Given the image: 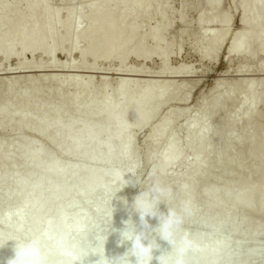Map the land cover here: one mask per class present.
<instances>
[{"label": "bare ground", "instance_id": "6f19581e", "mask_svg": "<svg viewBox=\"0 0 264 264\" xmlns=\"http://www.w3.org/2000/svg\"><path fill=\"white\" fill-rule=\"evenodd\" d=\"M5 1L7 0H0V14L3 13V11H7L8 13H16L18 10H20L24 6H28V8H30V12H29L28 19L18 20L15 23V26L9 29L5 35L6 39H11L15 37L21 38L20 55L27 57V58L23 59L22 62L19 61L17 64L13 66V68L7 67L5 69L4 68L1 69V71H5L7 72L6 74H8V76L12 75L13 77L14 75H17V74L21 75V74H31L32 73L34 75L33 76L27 75L28 77L25 76V78H23L24 81L20 79L22 75L20 76V78H18L19 77L18 75H17L18 77L16 76L14 77V78H17L18 80L17 79L14 80L13 78H12L13 80H10V81L6 80L8 89L5 90L4 94L2 93V96H0L1 97L0 98L1 100L0 101V125L4 119H7L11 116H17L19 122L26 127L27 132L30 130H33L36 126L40 124L39 123L40 121L30 119L28 116L23 115L22 112L29 110L33 114L37 113V108L35 106V103H36V95L38 92V86L40 85V83L44 79H46L48 83L50 84H57L59 86H64V87L73 85L75 87L76 93L83 92V91L90 93V91H92V89L95 88L94 87L95 84L93 85L92 79L90 80L91 76H84V74H98L96 73L97 72L96 70L98 69L100 70V67L96 68L97 64L102 65V67L103 65L106 67L105 69L104 68L103 69L107 73L99 72L100 74L105 75V76L112 75V76H115L116 78L114 79L115 82H113L115 84V88L112 91L110 90L109 94L106 92V95H105L104 93L102 102L100 103L99 107L97 108L95 112L88 113L90 106L86 102L82 100H77V99L75 100V103L72 105L71 110L68 112L66 108V104L69 98H71V96H68V98H65L61 101H59L56 98H52L42 109V115L52 113L58 118L57 121L54 122L53 124L46 125L45 128L47 130L57 131L63 128L67 124H70L71 128H75V127L80 128L82 132V137L77 142L78 149H80L82 146H87L90 149L95 148L96 146H99L111 140L112 138H118V136L123 131H126V130H134L138 132L141 129H144L142 126L138 124L134 125L130 121H128L124 116H121L118 120L116 131L111 129L107 124L105 125L104 130L98 131L97 130L98 123L100 121H104L105 123V120H108V118L112 116V114H114L118 110L125 112V109L134 107L136 110L135 111L136 115L134 116H138L147 106L151 98L154 103L153 107L148 112V115L151 117L155 115L157 109L164 102H166L168 98L172 97L173 94L171 95V92L172 93L174 92L175 94L174 97L176 98L175 100L178 101V103H183L188 100L189 95L187 94L188 90L187 92L185 91L186 89L184 90L186 92L184 94H187V95H182L180 96L181 98L179 99L177 98L179 94L175 93V89H176L175 87H177L178 89V90L176 89V91H179L180 85H181L180 83L179 85L174 83L176 85V86L175 85L172 86L174 91L168 89L170 88L169 87L170 82L168 81L169 78H175L176 76H179V75L181 76L183 73L184 74L189 73V70L193 68L192 67L190 68L189 66H186L184 64H179V66H175V67L167 66L168 59L174 53L171 52L173 49L172 44L169 45V42L168 44L165 43L164 42L165 39H163V36L167 35L170 28L172 27V24H170L167 20L164 21L165 20L164 14H166L165 12L167 11L166 9L167 6L165 5L163 0H161L163 1V3L161 2L162 4L157 3L155 7H153L152 4H155L156 2L147 4L145 7H142V8L138 7L136 3L141 2V1L147 2V0H127V1L126 0H98L96 6L86 8L83 12L79 13L77 16H72L69 13H66L63 16V22L58 27H55V28H49L54 24L56 20L55 14L53 13H49L46 15L34 14L36 3L43 2L44 4H47L46 2H48V0L47 1L46 0H24L23 2H21V4L17 8H7L3 6V3ZM158 1L160 2V0ZM73 2H76V1H73ZM221 2L222 0H205V7L203 9V12L201 11L202 14L201 13L200 15L198 14L199 17L196 19L197 27L201 29L202 28L206 29L205 25L209 23L217 22L216 12L219 11L221 8ZM236 2L239 3V5L237 3L238 8L237 7L236 8L240 10V18L238 22L240 27L238 28V30H236L235 32L231 34L229 33L228 25L232 17L230 18L226 17V19L223 20L224 22L222 21L223 24L221 25H224L222 29L220 30L218 29L217 31L215 30V31H210V32H208V30H205V31L202 30L201 36L205 37L207 35L209 36V40L205 43H202L203 45L202 44L197 45L198 43L194 44L193 43L195 41L194 40L192 42L194 46H191L192 48L191 50H193V52L195 53V56L197 55L199 62H207V61L211 62V59H212L211 57H218V54L221 51L222 46L225 43L224 52H225V59L227 60V63L228 61H231L234 59L243 61L244 59L251 58V60L253 61L256 58H259L261 59V62H259L260 64L256 63V65L253 66L252 69L255 70L254 72L263 73L264 72V19L259 20V18L264 11V0H232V2L230 3L236 4ZM109 6H112L115 9L124 8L127 11V15H125L124 17H121L117 14H114L112 16L106 17L107 9ZM184 8L182 10L185 11ZM227 12L229 13V11L225 10L224 15L225 13L227 15L228 14ZM8 13H5L7 19H9V17H7ZM82 14H85V16L91 19L86 26L81 25L80 16ZM96 14H99L101 18L94 19V16ZM154 15H157V17L160 15L163 21H160L161 19L158 17L159 23L156 24L153 28H151V30L149 31L148 37L143 41H139L135 49H132L131 53L126 52V49L128 50V48L130 47L132 43L135 33L137 32L139 28L142 27L141 22L142 21L149 22L151 19H153ZM36 16H37V19L35 18ZM177 21H179V19ZM33 22H34V25H30V23H33ZM67 25H71V29L67 34L65 33L64 36L61 37L60 34L62 33V31ZM4 26L5 24L0 21V31H2ZM30 26H32L31 30L26 32L27 27H30ZM123 26H128L130 33L126 38L120 39L118 37V32L121 30ZM201 39L202 38L200 37V40ZM178 40L180 42L179 38ZM200 40L199 42H201ZM24 41H28L30 44H33V46H25ZM103 43L109 44L108 48L105 50H102ZM35 44L43 45L46 48L44 50L37 51V49L34 46ZM91 44H93L92 47H91ZM50 45H52L54 48H50ZM195 46H197V48H194ZM147 48L148 49L158 48L159 52L156 56L146 57L142 54L141 51ZM182 48L183 47L178 44V47L176 48L175 52L181 54L180 51L183 50ZM59 49H63L65 52L64 61H62L61 63L57 62V51ZM11 51H12V48L9 45H6L0 49V68L2 64H4V62H7L9 55H11ZM74 52H76L77 58L76 60H71L70 56H72ZM35 53L39 55L40 57H45V59L47 58L49 63L48 64L42 63L40 62L41 59H39L38 62L37 63L35 62L33 66H29L27 64L29 61L28 59L33 57ZM117 53H121L122 56L117 57L116 55ZM87 56H91L90 65L83 64ZM130 56H135L138 60H140L139 63H143L147 60L152 62V60L155 59L156 61L161 63L160 69H158L159 71H157L158 73L151 72L152 70L146 71L147 69L143 68L142 66H137V67L129 66L128 64H126V62ZM113 59L114 60L116 59L117 62L116 63L112 62ZM111 65L115 67L113 68L111 67ZM239 70L241 72V70H244V69L240 67L238 71ZM44 73L45 74L51 73V74L45 75ZM154 74L156 76L158 75L159 76L158 79L161 78V80H158L156 82L151 81L150 79L152 77L153 78L156 77V76H152ZM12 76H10L9 79H11ZM134 78H137V79H134ZM98 79H99V76H98ZM262 79L260 81H257L256 82L257 84H254L255 82L253 80L252 82L253 86L249 92L245 89V87L250 86L251 82L249 83L248 80L246 81V83L245 81H242L243 84H245V87L243 86L242 90L244 89L245 90L243 92L242 91L239 92L238 97L235 100V102L231 101L232 99H230L229 97L227 98V97L221 96L220 90L222 87L221 84L223 82H221V84H218L217 82L218 84V85L216 84L217 87L214 86L216 87L215 92L213 91L214 92L213 96L211 95V99L216 98V99H219V102H220L219 105L215 108L214 110L215 112L211 115L205 114V111H206L205 109L209 107V104L211 105V100H209V102L201 100L198 106H196V108L198 109V110L196 109L198 114L195 112L197 116L191 115L195 117L193 118L194 120L191 117V120H188V122L184 126L182 125L180 127L181 131L182 129H184L183 131L185 132V135L191 136L195 128L199 126L198 124L202 122L201 127L198 130L199 132H197L196 135L191 137L194 140V144L188 145L185 148L186 152L188 151L191 152L193 150V152L195 153L197 147L199 146L202 147V149L199 152H197V155H196V158L198 160V166L194 170H191L192 172L190 171L189 174H188V171L187 173L185 172L186 173L185 175L183 174L184 176L181 179L182 184L180 188V193L178 195L179 197L177 198L179 203L185 202L190 207V206H195L196 203L203 201L204 199L205 200L212 199L211 201H216V198H217V200L220 199L219 201L220 203L215 202L216 203L215 210L220 211V209L223 207L227 208L226 213L223 214L220 218L214 217V219L211 221L210 224L207 223L204 225L203 223L202 225L206 227V229H204L203 227V232L196 231L197 233H200L208 242L211 243V248L209 249L208 252H206L201 257L199 255L194 257L192 264H230L231 257L229 256V254H228L229 257L226 256L227 258H221V259L217 258V255L220 251L223 250V252H227L230 246L225 241L219 240L217 236L227 231L226 224H227L228 219L233 214L232 211H234V209L242 208L243 210L250 209L252 211L251 215L249 214L248 216L243 218L242 221L250 220L251 217L255 216L259 219V223L264 222V190L262 191V189L264 188V158H262L259 161V164H260L259 169L252 170L249 172H247V169L244 165H241L238 168H235L233 170H230L227 168L226 171H228L230 174L234 172L233 173V175L235 174L234 176H237V177L243 176V178L239 177L236 185H232L233 183L229 184L227 182L215 181V183L212 186H209L212 188L210 189L207 188V190H203L201 193L199 192L200 193L199 197H196L194 195L192 197H188L183 194L184 190L187 191L188 189H190V187L195 186L194 183H197L196 181L202 180L203 178L206 179L211 175V172H208L204 175L202 169L207 159L212 153L211 146L213 144L224 146L225 152L222 153L218 159L220 166H224L225 154H227L226 148H229L228 147L229 140L231 138L235 140L240 139L239 135H238L239 137L236 136L238 133L234 135L233 134L234 132L230 131L231 126L235 122H244V125H245V129L243 126L244 130H247V128L251 129V132L253 133L252 135L254 136V142H253L254 149L258 148L257 150H259L260 147L262 148L264 147L263 145L264 144V130H260V128L257 126L259 115L257 113H254L249 118L245 119L243 117L244 109L246 107L245 100L248 99L249 101L246 100V102H248L249 104H253V103L256 104V101L258 100L257 96H259L257 95L259 94L258 91H260L259 89L261 88L263 90V87H264V81H263L264 79L263 80ZM19 80L24 87L29 89L30 92H28L27 95L23 96L22 98L17 99L16 104H15V109L14 111L11 112L10 110L8 111L7 109H5V107L7 106V102L9 99L10 88L12 86H15V83H16L15 81H19ZM2 81L5 82V79L1 80L0 86H1V83H3ZM18 83L19 82H17V84ZM183 84L181 86L184 87L186 83L185 85ZM234 84H236V82L231 85H234ZM131 85L132 87L134 85V87L132 88L134 90L132 91L131 89L130 95L128 96L127 94L129 91L127 92V90L129 86L131 87ZM99 86L101 87L102 91L103 90L107 91V89L110 88V87L108 88L109 84L107 83V77L103 76L100 78ZM233 87H235V85ZM167 91H170L169 92L170 94ZM245 95L247 96V98ZM228 104L230 105L235 104V105H234L233 110L227 116L225 122L220 127L222 136L221 137L214 136V132H216L215 129L217 127L214 129L215 127L214 124L212 125L214 127H212L207 122L211 121L212 118L215 117V115L218 112H220L221 107H223L224 105H228ZM262 105L264 106V101ZM104 112H106L105 115H103ZM171 114L173 115L174 113H171ZM175 116L173 115V117ZM242 117L245 120L242 119ZM203 122L207 123L209 126H207L206 124L204 125ZM169 124L170 122L167 119H163L160 121L158 126H156L153 129V131L151 130L153 136L148 141H146L147 144L145 143L147 145V150H145L146 152L144 154L146 157V160H148L150 155H152L153 152H155V150L158 148V142L159 140H161L160 136L163 135V133L167 134L168 128L172 129V131L174 130L172 126ZM0 130H1V126H0ZM173 132L176 133L178 131H173ZM173 132L170 131L169 135L171 133H172L171 135H173ZM1 139L2 138H0V146L4 144V147L2 146V148H5V149H2L0 152V178H3V175H2L3 172L1 173V171H3V169H5L6 167L10 166L9 154L14 148L23 144L25 139L24 138H17V139L11 138V139H7L6 141L4 140V142H2ZM165 142L166 144H170L171 142L170 137H168ZM132 143H133L132 135L125 136L123 138V148L117 153L116 157L114 158L115 160L114 162H116L120 166L129 165L131 168L130 170L136 168L137 165L139 164L137 158H135L131 153L128 152V150L132 148ZM69 144H70V141L68 140L61 142V143H57L55 140L46 139L45 141V145H47L48 147L50 145L54 149L55 152H61V150L65 148L66 146H68ZM182 151H181V154H178V153L172 154L171 152H168V151H163L160 153L159 161L157 165L158 172H159L157 179L161 180L162 182L164 181L166 182L167 181L166 169L168 168V166L170 165L172 166L176 164L177 162L180 163V161L181 162L183 161L185 163V160L187 158L185 154L186 152L184 151L183 153ZM44 153H45V148L34 147L32 150H29L25 153H21L19 155L17 154L18 155L17 160H18L19 166H22L25 163L38 162L43 157ZM74 154H77V153H74ZM250 158H251V154H248L247 159H250ZM58 168L59 166L56 160H52L47 164V170L45 173L39 176H35V175L20 176L12 180V184L14 185L13 190H11L10 188L8 189V187H5V186H4L5 188L0 186L1 188L0 190L4 189V194L0 193L2 195L0 196V211L4 210L1 208H3L6 205V203H8L11 199L14 198L16 202L19 198V193L17 192V190L21 188L23 185H28L30 192L33 193L32 195L34 196V193H35L36 196H34L35 197L34 199H31L29 201L28 207L24 209L25 210L24 217L27 216L29 206L35 204L36 202L44 198L43 192H40V189H39L40 185L42 184L46 185V188L49 191H55L58 188L60 184L59 181L53 180L50 183H48L50 174L58 170ZM62 171L66 174L68 169L63 168ZM118 177L119 176L117 174L111 178H106L103 175H97L93 177L89 182L80 185V187L76 191L78 193V197L75 200V204L73 206L65 203L59 209V211L56 213L54 217L49 218L46 221V225L43 230L37 231V228L34 225H32L31 228L25 229L27 231H25L24 235L25 236L31 235V234L39 233V232L46 230L48 228V221L50 219H55L56 222L58 221L63 222L65 213L70 208L73 207L75 208V211H76L74 213V216H72L67 221H65L63 226L59 228L65 231L66 228L70 227L71 233L70 232L69 233L72 235V237H74L76 240H78L81 243L85 251H88L90 249L94 253L92 254L90 252L89 255L84 258L83 264H96V262L99 260L100 257L96 255L95 253H99L100 255H103V251H104V256L105 258H107L108 257L107 255H109L107 252L111 250V247L115 244V242H118L120 244L119 242L120 236L116 230L121 222V217H120L121 212L125 211V209H127L129 205V202L134 200L133 190H134L135 184H134V180L130 172L125 177V181H128V183L126 184H124V181H122ZM173 180L174 182H176L175 178H173ZM170 183H169V186L171 185ZM103 187L110 189L109 194L106 196L107 198H105L103 202L94 203L84 197V193L86 191H92L94 193H97L99 191H102ZM128 198H129V202L127 201ZM109 202H113L114 205H116L115 208L112 209L113 210L112 217H111V211H110L106 217V223L105 224L102 223L101 225L99 224L98 227L95 226V229L92 230L93 237L92 235L91 237L89 236L91 238V239L89 238L90 240L94 238L93 244L91 246L92 248H87V246H85V242H86L85 237H87V235H85L84 233L88 232V230L90 231L91 228L89 226L90 229H87L88 227L86 224L87 222L86 223L83 222L85 218L87 217V215L85 214L87 212H85L86 210L84 209V207L85 208L87 206L93 207V208H96L95 210L100 211L102 208L106 206L105 204ZM169 204L171 205L170 201H169ZM160 208L164 210L163 213L165 211L167 212V206L164 203L160 204L159 210L161 211ZM205 210L206 211L211 210L210 204H206ZM4 211H7V209L5 208ZM1 212L2 213H0V221L1 220L6 221L8 217L7 213H3V211ZM129 218H131L132 222H134L135 220H138L136 221L137 224L136 222L135 224L139 230L140 224H139L138 215L134 211H132L130 215L128 216V219ZM16 219L19 220L21 219V217H16ZM149 219L150 218H148V223L152 227H155L158 223L157 220L154 218L153 219L151 218L150 220ZM103 220L105 221V219ZM240 225L241 224H237L234 226V228L229 229L227 231V234H229V236L230 235L234 236L235 234H237L240 228ZM212 227H215V228H212ZM104 230L105 231L107 230L108 234L106 235L107 236L106 239L103 241L102 240L103 238H101V235L103 236L102 233L104 232ZM257 235H258L257 230H252L251 232H249L248 234L249 238L245 240V242L240 243V245L237 247L238 250L241 247L246 248V245L251 242L255 243V241H257V238L255 237H257ZM157 243L160 245V249L158 251L153 252L154 258L151 264H157V260L155 259V257L159 256L161 252L169 250V246L165 242L157 240ZM8 244L9 242L3 248H0V264H6V261L2 262L1 260L4 259L3 255L5 253V248ZM88 247H89V244H88ZM129 248H130V243L120 244L119 249L113 253L112 259L115 260V259H118L119 257H122L128 251ZM259 251H261V249ZM262 251H264L263 248H262ZM131 264H135V259L133 257H131ZM237 264H248L247 256L244 255L242 257H238Z\"/></svg>", "mask_w": 264, "mask_h": 264}, {"label": "rangeland", "instance_id": "374dc122", "mask_svg": "<svg viewBox=\"0 0 264 264\" xmlns=\"http://www.w3.org/2000/svg\"><path fill=\"white\" fill-rule=\"evenodd\" d=\"M23 1L24 0H7L3 3V6L7 8H17ZM73 1H76V2H73ZM73 1L72 0H48L49 3L46 2L47 4H44L43 2H38L35 5L34 14H40V15H46L49 13L55 14L56 20L54 24L51 27H49V28H55V27H58L63 22V16L66 13H69L72 16H77L79 13L83 12L86 8L96 6L98 0H73ZM163 1L165 5L167 6L166 8L167 11L165 12L166 14H164V17H165L164 21L167 20L170 24H172V27L170 28L167 35L163 36V39H165L164 40L165 43L168 44L169 42V45L172 44L173 49L171 52L174 53L168 59L167 66L175 67V66H179V64H184L186 66H189L190 68L191 67L193 68L189 70L190 74L183 73L184 76L182 74L181 76L179 75V76H176L175 78H169L168 79V81L170 82L169 87L172 88V86L175 85L174 83H176L177 85H179V83L182 85L184 82L186 83V85L188 84L186 86L184 83L183 84L185 85L184 87L180 85V90H179L180 93L179 91H176L177 87H175L176 89L174 88L175 93L179 94V96L177 95L178 99L181 98L180 96L188 94L189 95L188 100L183 103H178V101L175 100L176 98L174 97L175 96L174 92L173 93L171 92V95L173 94L172 97L168 98V100L164 102L157 109L155 115L151 117L148 115L149 110L154 105L151 98L147 106L138 116H134L136 115L135 114L136 110L134 107L125 109V112L118 110L114 114H112V116H110L108 120H105V123L104 121H100L97 125V130L98 131L104 130L105 125L107 124L111 129L116 131L117 123L121 116H124L128 121H130L134 125L138 124L142 126L144 129H141L138 132L134 130H126V131H123L118 136V138H112L111 140L99 146H96L95 148L90 149L87 146H82L80 149H78L77 142L82 137V132L80 128L78 127L71 128V125L67 124L63 128L57 131L47 130L45 128L46 125L53 124L54 122L57 121L58 118L52 113L42 115L43 107L52 98H56L59 101H61L65 98H68V96H71V98H69L66 104V108L68 112L71 110L72 105L75 103V100L77 99V100H82L86 102L90 106L88 113H93L97 110L100 103L102 102L104 93L105 95H106V92L109 94L110 90L112 91L115 88V84L113 82H115L114 79L116 77L112 75L105 76V75L100 74V73H107L104 71L106 67L104 65L102 67V65L97 64L96 68L100 67V70L99 69L96 70L97 71L96 73L98 74H84V76H91L90 80L92 79L93 85L95 84L94 86L95 88H93L92 91H90V93L84 92V91L76 93L75 87L73 85H69L65 87L59 86L57 84L48 83L46 79H44L40 83V85L38 83L39 86H38V92L36 95V103H35V106L37 108V113L33 114L31 113V111L26 110V111H23L22 114L25 116H28L30 119H33L36 121L39 120L40 124L36 126L33 130H30L27 132L26 127L19 122L17 116H11L7 119H4L1 122L0 138H2L1 139L2 142H4V140L6 141L7 139H11V138L12 139L24 138L25 141L20 146L14 148L9 154L10 166L6 167L5 169H3V171H1V173L3 172L2 173L3 178H0V182H1L0 186L3 188L8 187V189L10 188L11 190H13L14 185L12 184V180L20 176H28V175L39 176L46 172L47 164L52 160H56L59 168L58 170L50 174L48 183H50L53 180H57L59 181L60 184L55 191H49L46 188V185L44 184L40 185L39 189H40V192H43L44 198L36 202L35 204L29 206L27 216L19 220L16 219V217H14L12 220H9L8 217L6 221L1 220L0 228L4 229L5 238H9L12 236H18V235H24L25 231H27L25 229L31 228L32 225H34L37 228V231L43 230L45 228L46 221L49 218L54 217L56 213L59 211V209L65 203L70 204L71 206L75 204V200L78 197V193L76 191L78 190L80 185L89 182L93 177L97 175H103L106 178H111L117 174L119 176L118 178L124 181L126 175L129 172L135 174L139 179L143 181V185L142 183H137L136 177L131 174L134 180V184H135L134 190H133V193H134L133 197L135 198L143 190L142 186L150 185L154 181H156V179L158 178L159 172H158L157 165H158L159 156L161 152L168 151V152H171L172 154H176V153L181 154V151L183 149L184 150L182 152L184 153L186 146L194 144V140L191 137H193L194 135L197 134V132H199L198 130L200 129L202 122L198 124L199 125L198 127L196 126L197 128H195L191 136L185 135V132L183 131L184 129H182L181 131L180 127L182 125L184 126L188 122V120H191V117L192 119L195 118L193 117L194 115L197 116L198 109L196 108V106H198L201 100L206 101V102H209V100H211V105L209 104V107L205 109L206 110L205 114L211 115L215 112L214 110L219 105L220 102H219V99H216V98L211 99V95L213 96V93L215 92V89L218 84H221V82H223L222 83L223 85L221 84L222 87L220 90L221 96L227 97V98L229 97L230 99H232L231 101L235 102L240 91L243 92L246 89L249 92L252 89L253 80L255 82L254 84H257L256 83L257 81H260L262 78L264 79L263 77L264 72L263 73L254 72L255 70L252 69V67L255 66L256 63L261 62V59L259 58H256L253 61L251 60V58L244 59L243 61L234 59V60L228 61L227 63V60L225 59V52H224L225 43L222 46V49L219 52L218 57H211L212 58L211 62L210 61L199 62L197 55L195 56V53L193 52V50H191L192 49L191 46H194V44L198 43L197 45H201L202 43H205L209 40V36L207 35L205 37L201 36L202 30L204 31L208 30V32H210V31H215V30L217 31L218 29L219 30L222 29L224 25H221V24H223L222 21L225 20L226 17H229V18L232 17L228 25L229 33L231 34L235 32L236 30H238V28L240 27L238 24L239 18H240V10L237 9L239 5L238 2L234 4V3H230L232 2V0H222L221 8L219 11L216 12L217 22L209 23L205 25L206 29L205 28L201 29L197 27L196 19L199 17L200 13L202 14L203 12V9L205 7V0H197L198 2L196 0H163ZM163 1L160 0L159 2L158 0H149V1L147 0V2L146 1L137 2L136 5L142 8V7H145L147 4L156 2L155 4H152L153 7H155L157 3H161V2L163 3ZM183 8L185 9V11L182 10ZM225 10L229 11V13L227 12L229 16L228 14L226 15V13H225L226 16L224 15ZM29 12H30V8H28V6H24L20 10H18L16 13H8L7 11H3V13L0 14V21L5 24L2 31H0V49L6 45L11 46L12 48L11 55H9L7 62H4V64H2L0 68V72L3 73V74L0 73L1 74L0 82L2 79H5V82L2 81L3 83H1V86H0V96H2V93L4 94L5 90L8 89L6 80H9V81L13 79L15 80L17 79V78H14L15 76L16 77L19 76L18 78H20L21 75L22 77L20 79L23 80L25 76L28 77L27 75L29 76L34 75L32 73L31 74H21V75L17 74L18 76L14 75L13 77L12 75L8 76V74H6L7 72L1 71V69L3 68L4 69L7 67L13 68V66L17 64L19 61L22 62L23 59L27 58V57L20 55L21 38L15 37L11 39H6L5 35L9 29L15 26V23L18 20L28 19ZM5 13H8L7 17H9V19L6 18ZM114 14L124 17L125 15H127V11L124 8L115 9L112 6H109L107 9L106 17L112 16ZM158 17L161 19L160 21H163L160 15ZM158 17L157 15H154L153 19H151L149 22H145V21L141 22L142 27L139 28L137 32L135 33L132 43L130 47L128 48V50L126 49V52L131 53L132 49H135L139 41H143L148 37L149 31L151 30V28H153L156 24L159 23ZM35 18L37 19V16ZM80 18H81L80 22L82 26H86L91 20L89 17L85 16V14H82ZM99 18H101L99 14H96L94 16V19H99ZM178 19L179 21H177ZM262 19H264V11L261 14L259 20H262ZM30 25H34V22L30 23ZM31 27L32 26L27 27L26 32L31 30ZM70 29H71V25H67L62 31V33L60 34L61 37H63L65 33L67 34L70 31ZM129 33H130L129 27L123 26L121 30L118 32V37L120 39H124L129 35ZM200 37L202 38L201 40H200ZM178 38L180 39V42ZM199 40L201 42H199ZM178 44L183 47L182 48L183 50L181 49L182 51H180L181 54L175 52L176 48L178 47ZM24 45L33 46V44H30L28 41H24ZM34 46L37 49V51L44 50L46 48L43 45H38V44H35ZM92 46L93 44H91V47ZM108 46H109L108 43H103L102 50L107 49ZM50 48H54V47L50 45ZM194 48H197V46H195ZM141 52L144 56L151 57V56H156L159 52V49L158 48H151V49L147 48V49H143ZM64 53L65 52L63 49H59L57 51V62L58 63H61L62 61H64ZM116 55L117 57L122 56L121 53H117ZM76 58H77V54L76 52H74L72 56H70V59L76 60ZM39 59H41L40 62L42 63H45V64L49 63L47 58L45 59V57H40L39 55L35 53L33 57L28 59L29 61L27 64L29 66H33L35 62L36 63L38 62ZM139 61L140 60H138L135 56H130L127 59L126 64L132 67L142 66L143 68L147 69L146 71L152 70L151 72L159 71L158 69H160V66H161V63H159L155 59L152 60L153 63L148 60L143 63H139ZM112 62L116 63L117 60L113 59ZM90 63H91V56H87L83 64L90 65ZM111 67L114 68L115 66L111 65ZM240 67L244 69V70H241V72L240 70L238 71ZM101 68L102 69L104 68V69L102 70ZM50 74L47 73L45 75H50ZM10 76H12L11 79H9ZM98 76H99V79H98ZM103 76L107 77V83L109 84L108 88L110 87L109 89H107V91H104V90L102 91L101 87L99 86L100 78ZM152 76H156V75L154 74ZM157 76L155 78L152 77L150 80L155 81V82L158 80H161V78L158 79L159 76L158 77ZM134 79H137V78H134ZM247 80L249 83L251 82L250 83L251 85L248 87L247 86L245 87V84H243L242 81H245L246 83ZM15 82H16L15 86H12L10 88L9 99L7 102V106L5 107V109H7L8 111L10 110L11 112L14 111L15 109V104H16L17 99L22 98L23 96L27 95L28 92H30L29 89H27L26 87L22 85L20 80L15 81ZM17 82H19L20 84L19 83L17 84ZM235 82H236V84H234L235 87H233L234 85H231V84ZM243 86L245 87L244 90H242ZM133 87L132 85L131 87L129 86L127 90V92L129 91L127 94L128 96L130 95L131 89ZM231 87H233L234 89ZM170 88L168 89L173 90V88L172 89ZM133 90L134 89H132V91ZM184 90L186 92L188 90L187 94H184L186 93ZM259 90H260L258 91L259 94H257L259 96H257L258 100L256 101V104L254 103L249 104L248 102H246V100L248 99L245 100L246 107L244 109L243 117L246 119V118H249L254 113H257L259 115L257 126L260 128V130H264V106L262 105L264 101V87H263V90L262 88ZM167 92L169 93L170 91H167ZM234 105L233 104L224 105L223 107H221L220 112H218L215 115V117L212 118L211 121L207 122L210 124V126L214 124L215 127L212 126L214 127V129L217 127L215 129L216 132H214V136H217V137L222 136L220 127L225 122L229 113L233 110ZM105 113L106 112H104L103 115H105ZM171 113H174L173 115L174 116L176 115V116L173 117ZM243 117L242 119H244ZM163 119H167L170 122L169 125H171L172 128L174 129L173 131H178V132H176L177 133L176 134L175 132L172 131V129L168 128L167 129L168 133L166 132L168 135L163 133V135L160 136L161 140H159V142L161 143L158 142V148L155 150V152H153L152 155H150L149 159L146 160V157L144 155L146 152L145 150H147L146 141H148L153 136L151 130L153 131V129L156 126H158L160 121ZM207 123L203 122L204 125L206 124L207 126H209ZM243 126L245 129L244 122H235L230 128V131L234 132L233 133L234 135L238 133L236 136L239 135L240 139L235 140L231 138L229 140L228 142L229 148H226L227 154H225L224 166H220V163L218 160L220 155L225 152L224 146L218 145V144L217 145L213 144L211 146L212 153L207 159L202 169L204 175L208 172H211V175L206 179L203 178L202 180L196 181L197 183H194L195 186L190 187V189H188L187 191L184 190L183 194L185 196L192 197L194 195L196 197H199L200 193L203 190H207V188L209 189L212 188L209 186H212L215 183V181L227 182L229 184L233 183L232 185H236L239 177L243 178V176H239V177L234 176L235 175V174L233 175L234 172L230 174L228 171H226L227 168L230 170H233L235 168H238L241 165H244L247 169V172L260 168L259 161L262 158H264V147L263 148L260 147L262 149L259 148V150H257L258 148L254 149L253 147L254 136L252 135L253 133L251 132L250 128H249L250 130L248 128L247 130H244ZM169 130L173 132V135H171L172 133L169 135V132H170ZM127 135H132V140H133L132 148L129 149L128 152L131 153L135 158H137L138 163H139L137 167L132 170H130L131 168L129 165L120 166L116 162H114L115 161L114 158L116 157L117 153L123 148V138ZM168 137H170V141H171L170 144H166L165 142ZM46 139L55 140L57 143H61V142L68 140L70 141V144L66 146L65 148H63L61 152H55L54 149L50 145L49 147L45 145ZM2 146L4 147V144L0 146L1 147L0 152L2 149H5V148H2ZM34 147L45 148V153L43 157L36 163L30 162V163H25L22 166H19V163L17 160L18 155L21 153H25L29 150H32ZM201 149L202 147L199 146L196 148L195 153L193 152V150L192 151L190 150L191 152L185 151L186 152L185 154L187 157L185 160V163L183 161L182 162L180 161V163L177 162L176 164H174L175 166L170 165L166 169V179L168 182L164 181L163 183H165L166 185H169V183L171 182L170 186L172 187L173 192H174L173 197L169 199V201L171 202V206L176 207L180 204L177 198L179 197L178 195L180 193V188L182 184L181 179L187 173V171L189 174L191 170H194L198 166V160L196 158V155H197V152H199ZM74 153H77V154H74ZM248 154H251L250 159H247ZM63 168L68 169L66 174L62 171ZM173 178H175L176 182H174ZM263 190L264 188L262 189V191ZM17 192L19 193L18 200L15 202L13 198L8 203H6L7 205V206L5 205L6 207L3 205L4 207L1 209H4V210L5 208L7 209V211L1 210L3 211V213H7L10 209H14L17 207H23L24 209L27 208L29 201L31 199H34L35 198L34 196H36L35 193H34V196L32 195L33 193L30 192L28 185H23L21 188L17 190ZM109 192H110V189L103 187L102 191H99L97 193H94L92 191H86L84 193V197L87 198L91 202L101 203L105 200V198H107L106 196L109 194ZM0 193L4 194V189L0 190ZM1 194L0 196H2ZM129 198L127 200L128 202H129ZM211 200L204 199L203 201L196 203L195 206H190L191 215L186 220V226L188 225L187 227H189L191 230H194L195 232L196 231L203 232V227L204 229H206V227L204 226L205 224L207 223L210 224L211 221L214 219V217L220 218L223 214L226 213L227 211L226 207L221 208L220 211L215 210V206H216L215 202L220 203L219 202L220 199L217 200L216 198V201H211ZM132 201L129 202L127 209L124 208L125 211L121 212V216H120L121 222L116 230L117 233H119V230L123 228V221H126L130 213L133 211ZM206 204H210L211 206L210 211L205 210ZM105 205L106 206L102 208L100 211L95 210L96 208H93V207H88V206L86 208L84 207V209L86 210L85 212H87L85 213L87 217L85 218L83 222L85 223L87 222L86 223L88 226L87 229L91 228L90 229L91 232L88 230V232H86L87 234L84 233L88 237V238L85 237V241H86L85 246H87V248H90V246H92L93 244L94 238L90 240L91 235L93 237L92 230L95 229V226L98 227L99 224L100 225L102 223L105 224L107 215L116 206L114 205L113 202H109ZM241 209L240 208L234 209V211H232L233 214L231 213L232 215L228 219L227 224H226L227 231L231 228H234L235 225L241 224L238 230V233L235 234L234 236L232 235L229 236V234H227V231H225L221 234L218 233L219 235L217 236V238L219 240H222L228 243L230 245L228 248L230 251L232 248H235L238 250L237 247L240 245V243L245 242V240L249 238L248 236L249 232H251L252 230H257L258 235L257 237H255L257 238V241H255V243L251 242L247 244L246 248L244 249L246 250L247 246H249L250 244L252 245L255 244L259 246L261 245L258 251L260 249L262 251V248L264 249V246H263L264 245V222L259 223V219L255 216L251 217L250 220L242 221L243 218H245L249 214L251 215L252 211L250 209L248 210L247 209L241 210ZM1 211L0 213H2ZM163 211L164 210L161 209L160 212H163ZM75 212H76L75 208L73 207L70 208L64 215V219H63L64 221L63 222L58 221L57 226L62 227L65 221H67L69 218L74 216ZM103 219H105V221ZM136 221L138 220H135L133 223L135 224ZM203 223L204 225H202ZM19 228L24 229L23 233L12 231L13 229H19ZM212 228H215V227H212ZM70 230H71L70 227L66 228L65 232L71 233ZM102 234L103 236L105 235V237H107L106 236L108 234L107 230L106 231L104 230ZM102 240L104 241V239ZM208 243L210 247L204 253L199 254L200 257L204 255L206 252H208L209 249L211 248V243L210 242ZM88 244H89V247H88ZM13 246H14V242L9 241V244L5 248V253L3 255L4 259L2 258L3 260H1L2 262L7 261L9 258L13 256ZM119 247H120V244L118 242H115V244L111 247V250L107 252L109 254L107 255L108 256L107 259L114 260L112 259L113 253L117 251ZM229 250L227 252H223V250L220 251L217 255V258L218 259L227 258L226 256H228V254L230 253ZM130 261H131V257H130Z\"/></svg>", "mask_w": 264, "mask_h": 264}, {"label": "clouds", "instance_id": "9594fccd", "mask_svg": "<svg viewBox=\"0 0 264 264\" xmlns=\"http://www.w3.org/2000/svg\"><path fill=\"white\" fill-rule=\"evenodd\" d=\"M130 174L136 177L137 183L143 185L141 179L133 173ZM126 183L128 181L124 180V184ZM142 188L132 204L133 211L138 215L140 229L138 230L129 218L123 221V228L119 230L120 244L130 243V248L122 257L115 260L105 258L104 251L103 255L95 253L100 257L96 264H131L130 257L135 259V264H151L153 252L160 249L157 240L169 246V250L155 257L157 264H192L193 258L204 253L210 245L200 233L186 226V220L191 215L190 207L185 202L176 207L171 206L168 200L174 195L173 189L159 179ZM161 203L167 205L166 213L159 211ZM24 214L23 207L7 212L9 220L14 217L23 218ZM148 218H155L157 225L152 227L148 223ZM12 231L23 233L24 229ZM101 237L106 239L105 236ZM9 241L14 242L13 256L6 264H83L84 258L90 252L94 254L90 249L85 251L78 240L60 229L55 219L48 221L46 230L26 236L5 238L4 229L0 228V248ZM259 247L249 245L246 250L243 247L239 250L232 248L229 253L230 264H237V258L244 255L247 256L248 264H264V251H258Z\"/></svg>", "mask_w": 264, "mask_h": 264}, {"label": "water", "instance_id": "95a60500", "mask_svg": "<svg viewBox=\"0 0 264 264\" xmlns=\"http://www.w3.org/2000/svg\"><path fill=\"white\" fill-rule=\"evenodd\" d=\"M186 59V58H185Z\"/></svg>", "mask_w": 264, "mask_h": 264}]
</instances>
